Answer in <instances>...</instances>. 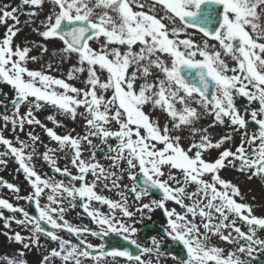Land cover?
<instances>
[{"label":"snow or ice","instance_id":"6c2138e0","mask_svg":"<svg viewBox=\"0 0 264 264\" xmlns=\"http://www.w3.org/2000/svg\"><path fill=\"white\" fill-rule=\"evenodd\" d=\"M46 2L49 11L33 31L44 41L62 42L61 62L75 57L67 79L50 75L51 63L47 70L27 66L38 59L30 55L33 47L47 53V45L14 42L21 31L20 15L29 18L25 24H37ZM20 4L0 7V25L5 26L0 36V81L13 93L12 113L3 115L0 127L11 125V131L24 132L26 125L39 126L57 147L44 145L32 131L25 133L27 140L19 135L7 138L0 131L4 148L0 165L14 159L31 193L16 199L34 201L38 212L30 215L0 198V209L22 215L16 219L0 211L4 227L10 229L14 221L29 232L7 234L22 248L0 260L28 264L25 252L40 248L41 236L56 247L42 256L40 264H52L54 258L61 264H117L118 258L124 264H153L142 258L145 255L155 257L156 264L169 255L177 264H250L254 253L264 252V238L258 235L264 232V217L240 202L239 187L221 177L222 170L232 167L249 173V179H264V0H20ZM197 34L203 37L199 43L194 40ZM82 76L83 87L70 82ZM238 98L246 104L238 107ZM25 105L31 107L21 113ZM46 105L72 121L81 117L83 133L73 135L72 129L59 134L56 128L64 125L56 115L47 116L54 128L42 123L34 110ZM154 113L167 122L162 124ZM208 116L212 117L208 127L201 126ZM217 126L228 131L214 139L209 130ZM184 133L191 137L187 147L182 144ZM235 133L241 135L235 150L224 147L234 141ZM38 143L46 149L43 161L67 183L36 169ZM212 150L218 155L207 159ZM57 152L64 153L75 172L58 165ZM98 152L110 161L107 167L97 160ZM125 179L131 183H123ZM0 185L21 191L2 179ZM98 185L117 190L119 199L98 193ZM154 193L159 198L142 203ZM42 197L47 200L44 205ZM169 203L177 207L169 208ZM78 204L95 228L65 218ZM158 209L166 217L160 237L151 236L150 246H142L136 224L151 220L145 210ZM61 231L77 242L63 238ZM113 234L137 251L109 246L107 238ZM88 236L105 242L94 246ZM213 238L220 243H213ZM163 240L178 246L182 255L162 251ZM223 244L236 247L226 251Z\"/></svg>","mask_w":264,"mask_h":264},{"label":"rangeland","instance_id":"374dc122","mask_svg":"<svg viewBox=\"0 0 264 264\" xmlns=\"http://www.w3.org/2000/svg\"><path fill=\"white\" fill-rule=\"evenodd\" d=\"M6 5H10L11 7L21 6L20 0H0V7L6 6ZM49 7H50V5L46 2L43 9L41 10V15L37 18V24H25V21L29 18L26 17L25 15H20L21 24L19 27L21 28V31L14 38V42L17 45H22V46L26 45V46H30V47L33 45V42H35L36 45H42V44L47 45V47H48L47 53L41 52V50L38 47H33V50L30 53V55H35L38 57V59L36 61H29L27 66L29 67V69H32V70H47V65L49 63H51L52 69L49 72V74L53 75L57 78L67 79V73L70 71L72 65L75 63V57H73L71 60H64L63 62H61L60 50L63 47L62 42H60L59 40L44 41L35 31H33V29L38 26L39 21L44 19V15L48 13ZM24 11H28V9L25 8ZM9 23H11V21H9ZM190 31L196 32L197 30L193 29ZM4 32H5V26L0 25V36H3ZM202 39H203L202 34H197L194 36V40L198 43L201 42ZM210 43H215V42H210ZM92 46L98 47V45L96 43H92ZM230 66H232V62H230ZM82 80H83V76L81 77L80 80H73L70 82L73 83L77 87H83ZM3 93H7V96H4ZM12 95H13L12 90L10 89V87L8 85L0 84V101L2 100L3 102L6 101V102L10 103V98H12ZM245 104H246V101L244 99H242V98L237 99V106L238 107H242ZM27 107H31V105H29ZM27 107L25 106V107L21 108V113H24L26 111ZM252 107H255V103H253ZM46 109L47 108L44 106L40 110H34V114L37 116V118H39L42 121V123H44L46 121V120H43L46 118L45 117ZM80 111H82V109H80ZM4 114L11 115V113H7L0 108V126L3 125L2 117ZM154 115L159 116L162 124L167 122L163 115H161L159 113H154ZM64 118H66V117H64ZM211 120H212V117L208 116V117L203 118L199 123L203 127H208ZM83 125H84L83 119L78 116L76 121L72 125L73 129H75V132L73 133V135H76L78 133L82 134L84 131ZM0 131H3V134L7 138H13L16 135H19L20 139H22V140H27L28 137L25 135V133L27 131H32L34 134L40 136L44 145H47L48 147H53V148L57 147L55 142L50 141V139L46 136L43 129H41L39 126H36V125H33V126L32 125L31 126L26 125L24 132H13V131H11V125H9L8 128L0 127ZM209 131H210V133L214 139H218L221 135H224L228 130L225 129L223 126H217L216 128L210 129ZM182 135H183L182 144H183V146L187 147L188 142L191 139V137L187 133H184ZM240 139H241L240 133H235L234 134V141L230 144L224 145V147L232 146L233 150H235V146H237L240 143ZM94 142L99 143L98 140H95ZM3 150H4L3 146H0V151H3ZM45 150L46 149L43 145H41L39 143L36 145V156H35V157H37L36 160L42 157L41 153H43ZM89 155H90V151L87 149V147L85 145L84 158L88 159ZM210 155L212 157H215L216 155H218V151L212 150ZM57 156L58 157L60 156L61 158L66 159V165L65 166H67L68 162H70L69 159L67 157H65L63 152H57L56 157ZM209 158L210 157L207 156V159H209ZM97 160H99L100 163H102V164L105 161V159H102V158H97ZM33 163L37 167H38V164H42V163H39V161L38 162L33 161ZM42 166H43V164H42ZM65 166H63V167H65ZM38 168H40V167H38ZM38 168H36L38 171L43 170V168H40V169H38ZM17 170H18L17 163L14 161V159L9 158L8 164L6 166L0 165V179H2L3 181H5L7 183H12L13 178L17 176V173H16ZM45 171H48V170L47 169L44 170V173H46ZM72 171L74 172V170H72ZM57 180H64L65 183L68 182L63 176H60V175H59V177H57ZM123 183L130 184L131 182L128 181L127 179H125L123 181ZM21 189H22V195L21 196L31 194L30 189H29V185L27 182H26V184H24L21 187ZM99 191L100 190H98L97 192L99 193ZM116 191L117 190L114 189L111 192H109L110 194H108V193H102V194L105 196H108L109 198H112V199H119L117 197ZM1 194L4 196V199L11 198L12 201H14V199H15L11 190L7 189L6 187L0 186V195ZM130 202H131V199H130ZM143 202L144 201H142V203ZM46 203H47L46 198L42 197L41 198V204L44 205ZM19 207H22L26 210L27 209V201L20 199ZM99 207L101 208L102 211H107L106 206L103 207V206L99 205ZM78 209H79V206H77L75 208L76 211H75L74 215L78 216V213H79ZM29 214H31V213H29ZM13 215H15V214L10 213V214H7L6 216L11 217ZM34 215H38V212L35 213ZM15 217H16V219H21L22 215L16 214ZM85 220H87V217H85ZM4 224L5 223H2V222L0 223V257L7 255L11 258L12 256H15L21 250L22 246L12 242L11 240H9L7 234H11V233H14L17 231H21L23 235L27 236L29 234V232H28L27 228H22V226L17 225L14 221L11 223L10 229L5 228ZM45 227L48 228L47 225H45ZM65 237L67 239L68 234H66ZM36 249L37 248H33V249L27 250L25 252L24 259L27 260L28 264H40L42 257H39L36 255V253H35ZM55 262H58V264H60L59 259H58V261H55ZM0 264H5V262L3 260H0ZM117 264H119V263L117 262Z\"/></svg>","mask_w":264,"mask_h":264},{"label":"flooded vegetation","instance_id":"af4514ba","mask_svg":"<svg viewBox=\"0 0 264 264\" xmlns=\"http://www.w3.org/2000/svg\"><path fill=\"white\" fill-rule=\"evenodd\" d=\"M232 66L234 65L232 64ZM27 106L29 105H26V107ZM255 107H257L256 104H255ZM95 143H98V142H95ZM109 163L110 161H104L103 165L107 167ZM65 165H66V159H63L62 168ZM67 166L69 167L70 170H74L75 172V169H72L70 162H68ZM249 175H250L249 173H246V172L242 173L238 171L236 168H232V167H228L221 171V177L223 179L231 181L232 184L239 187L240 192H241V198H239V201L251 205L253 208V214H255L256 216L264 217V179H261L259 177H252L251 179H249ZM65 179L67 180V178ZM89 180H91V176H89ZM13 181L15 182L14 185L18 186L21 191L20 193L13 192V196L15 198L14 201H12L11 198H7V199L9 200V202L19 207L20 200H17L16 196L22 195L21 185L26 184L27 181H26V177H18V178L13 179ZM98 186H102V185H98ZM98 188L99 187H97V189ZM152 198H159V195L154 193L153 196L145 197L143 199L144 201L143 203H148ZM27 203H28L27 211L29 213L32 212L34 214L35 211L32 210L30 203L29 202ZM93 206L99 207V205H96L95 203ZM167 206L169 208L177 207L176 205L172 203H169ZM177 210H179V208H177ZM0 211H3L4 216L10 213V211L7 209H0ZM75 211H76L75 209L69 208L68 212L65 214V218L70 223L77 225V226H90V227L95 228V225L90 224L89 218L87 217L85 213L82 212V209L80 207L78 209V212H79L78 216L74 215ZM145 212L147 215L151 216V220L145 219L143 220L142 223L136 224V227L140 230L137 234V239H138V242L142 243V246H150V242L148 238L151 236H156L157 238L160 237V229L165 224L166 217L164 216L162 210H159V209L154 212H150V213L147 212V210H145ZM85 217H87V220H85ZM137 219H140V214H137ZM1 222L5 223L4 220L0 219V223ZM240 226L242 227V229L246 230V227L244 225L241 224ZM258 235L264 238V232H258ZM70 237L72 238L73 242H77L76 238L73 237L72 234L71 235L68 234V238ZM87 239L94 246H97L100 243L105 242V241H102L100 239H97L91 236H88ZM121 240L122 238L117 237L113 234L112 236L107 238V243L109 246H111V244L119 243ZM212 242L215 244L220 243L216 238H213ZM162 244H163L162 251L169 253V254L175 253V254L182 255L181 249L178 246L170 245V242L168 240H163ZM222 246L226 249V251H232L236 247L235 245H228V244H223ZM131 250L137 251L135 247ZM254 255L256 256V259L252 260L250 264H264V252H257V253H254ZM142 258L152 259L153 264H156L155 257H149L148 255H145ZM244 258L246 259V257ZM117 262L119 264H124L123 258H118ZM160 264H177V262L172 260L169 255V258H161Z\"/></svg>","mask_w":264,"mask_h":264},{"label":"bare ground","instance_id":"6f19581e","mask_svg":"<svg viewBox=\"0 0 264 264\" xmlns=\"http://www.w3.org/2000/svg\"><path fill=\"white\" fill-rule=\"evenodd\" d=\"M47 109H46V116H49V115H56V117H57V119L58 120H60L61 121V123L64 125V127H60V128H56V131L59 133V134H65V133H67V132H70L72 129H73V127H72V125H73V121L71 120V119H69V118H64V116H62V115H60V114H58L57 112H56V110L54 109V108H52V107H50V106H45ZM47 119V118H46ZM69 121V122H68ZM46 125L48 126V127H55V125L51 122V121H49L48 119L46 120ZM36 158L37 157H34V161L35 162H38L39 161V163H42L43 164V166L48 170V176H52L55 180L57 179V177H58V175L59 174H57V173H54L53 171H52V169L50 168V166H48L44 161H43V159H42V157L41 158H39V159H37L36 160ZM56 159H57V163H58V165L60 166V167H62V164H63V158H61V157H55ZM42 164H38V166L39 167H42ZM99 193L100 194H102V193H108L109 194V191H107V190H105L103 187H99ZM116 193H117V191H116ZM117 197L119 198V196L117 195ZM48 226V225H47ZM48 228H50V226H48ZM66 233L65 232H63V231H61L60 232V235L63 237V238H65V235ZM54 247H56V243L55 242H52V241H50L47 237H44V236H41V247L40 248H37L36 249V251H35V253H36V255L37 256H39V257H42L44 254H46V252L48 251V250H50L51 248H54ZM55 261H58V258H54L53 259V261H52V264H58V262H55ZM60 264H61V262H60Z\"/></svg>","mask_w":264,"mask_h":264},{"label":"water","instance_id":"95a60500","mask_svg":"<svg viewBox=\"0 0 264 264\" xmlns=\"http://www.w3.org/2000/svg\"><path fill=\"white\" fill-rule=\"evenodd\" d=\"M249 128L253 130V129H255V126L254 125H250Z\"/></svg>","mask_w":264,"mask_h":264}]
</instances>
